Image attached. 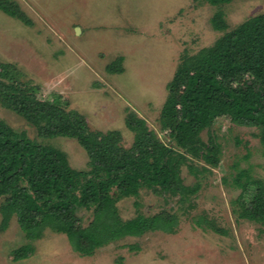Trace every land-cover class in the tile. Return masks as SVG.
<instances>
[{
	"label": "rangeland",
	"instance_id": "374dc122",
	"mask_svg": "<svg viewBox=\"0 0 264 264\" xmlns=\"http://www.w3.org/2000/svg\"><path fill=\"white\" fill-rule=\"evenodd\" d=\"M32 24L0 9V59L15 63L41 88L43 98L61 94L83 113L93 129H119L130 146L133 132L126 126L127 110L147 120L159 136L158 118L181 57L211 45L224 31L264 12V0H232L212 5L199 0H17ZM222 10L227 29H217L213 16ZM122 55L123 70L107 68ZM0 117L42 143L64 150L70 164L88 168V154L73 138L38 135L36 128L14 110L0 104ZM221 145V161L212 166L194 159L182 167L186 185L199 184L181 200L169 192L143 189L139 196L118 201L124 218L138 211L160 210L180 217L175 232L149 231L127 236L98 248L93 255L73 249L65 233L47 228L35 241V252L15 260L14 249L28 242L13 216L0 228V264H264V223L237 218L234 201L241 192L235 178L241 169L264 179L260 129L225 118L203 131ZM139 203V205L136 204ZM83 225L92 211L78 208ZM200 219L202 225L196 221ZM208 221L225 230L214 231ZM1 223V214H0ZM132 245L137 248H131Z\"/></svg>",
	"mask_w": 264,
	"mask_h": 264
},
{
	"label": "trees",
	"instance_id": "16d2710c",
	"mask_svg": "<svg viewBox=\"0 0 264 264\" xmlns=\"http://www.w3.org/2000/svg\"><path fill=\"white\" fill-rule=\"evenodd\" d=\"M199 1L218 6L232 0ZM0 9L33 23L17 0H0ZM212 20L217 29H227L222 10ZM123 60L117 56L107 69L122 71ZM167 89L158 125L170 140H163L129 108L125 123L134 140L125 146L119 129H93L68 99L61 94L41 97L39 85L15 63L0 59V104L23 116L42 137L75 139L89 157L88 168H74L64 150L31 138L0 117V228H7L16 216L28 239L14 249L15 260L33 254V241L47 228L65 233L81 255H93L127 236L175 232L180 223L176 212L164 209L147 215L138 211L124 218L118 201L139 196L143 189L180 195L181 200L195 193L199 184L186 185L182 167H193L194 159L219 165L220 143L213 136L203 137V131L219 118L258 127L264 154V12L227 29L196 53H185ZM235 182L241 188L233 208L237 218L264 223V179L241 169ZM81 207L92 211L86 225L77 213ZM196 223L202 225L200 219ZM208 224L216 232H225L214 222Z\"/></svg>",
	"mask_w": 264,
	"mask_h": 264
}]
</instances>
